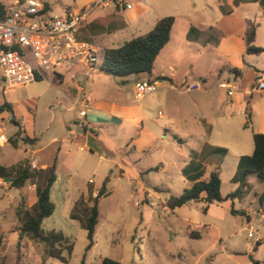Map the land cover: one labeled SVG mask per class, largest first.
I'll use <instances>...</instances> for the list:
<instances>
[{"label":"rangeland","instance_id":"obj_1","mask_svg":"<svg viewBox=\"0 0 264 264\" xmlns=\"http://www.w3.org/2000/svg\"><path fill=\"white\" fill-rule=\"evenodd\" d=\"M16 1L21 0H0V5L6 9ZM45 1L52 8L50 15L58 14L73 3V0ZM205 1L197 0L202 14L198 15L196 24L202 22L205 27L211 26L224 36L240 35L244 48L247 27L253 24V44L264 48V0H241L239 6L236 3L237 7L227 10L224 15L204 7ZM182 44L179 33L174 34L172 41L160 52V63L174 64L179 75L186 73L196 79H212L209 74L212 64L222 59V54L207 47H200L198 51L192 48L185 50ZM110 46L116 47L117 43ZM241 61V80L246 86L254 82L257 73L264 76V52L244 53ZM101 62L102 53L99 52L95 69ZM165 72L168 73L167 70ZM126 77L127 81L120 86L134 101L133 87L138 78L136 75ZM106 79L107 82L99 85V90L107 89L110 81L120 80L114 77ZM88 90L96 92L97 89ZM2 94L5 100L16 105L17 116L13 114V117L18 125L11 122L10 114L0 113V133L8 139V143L0 146V166L19 168L35 161V167L29 168L36 173L28 181L31 189L42 183L43 177L39 173L43 172H38L39 166L50 165L56 158L58 180L50 198L55 209L43 219L41 228L44 232H61L73 243V250L70 256L62 252L68 259L67 263H62L45 255L43 242L25 234L20 236L22 219L17 218V211L33 212L34 198L25 195L16 205L21 192L11 188L7 180L0 179V262L98 264L103 258H110L120 264H253L255 259L264 263V217H260L255 208L239 212L236 206L238 198L210 204L189 202L172 211L166 207L167 199L180 195L188 184L180 172L188 162V148L172 139L170 133H165V139L130 143L127 134L94 129L99 149L80 151L74 142L69 148L64 147V140L69 136H83L81 128H76L83 118L79 121L74 113L67 112L72 103L67 102L59 84L44 76L24 87L2 91ZM244 124V115L233 117L232 128L242 134L243 140L247 137L251 142V129L244 128ZM24 137L35 138L36 142H26ZM14 138L17 139L16 147L11 145ZM211 138L212 142H219L215 135ZM143 142L148 145L144 147ZM34 149L40 152L36 153ZM214 156L223 158L220 193L224 198L238 187L232 182L231 175L234 150L228 153L216 151ZM159 162L162 163L159 171H145ZM105 179V193L100 195L98 192ZM255 181L247 185L249 199L259 188L260 180L257 178ZM85 187L89 193L83 198ZM94 200H97L98 222L93 245L85 251L88 242L82 224ZM241 204L246 206V202ZM230 209L235 212L231 214ZM261 211L264 214V206ZM250 230L254 231L253 238L248 235Z\"/></svg>","mask_w":264,"mask_h":264},{"label":"crops","instance_id":"obj_2","mask_svg":"<svg viewBox=\"0 0 264 264\" xmlns=\"http://www.w3.org/2000/svg\"><path fill=\"white\" fill-rule=\"evenodd\" d=\"M44 2L50 12L52 8L45 0ZM236 3L239 6L241 0H207L204 7L224 15L227 10L232 11L237 7ZM126 5H130V8L127 9ZM66 13L85 14L79 38L92 43L97 48V54L99 52L103 54L107 48H116L134 37L147 34L159 19L170 16L174 18V22L169 42L172 41L174 34L179 33L183 40L181 45L183 49L192 48L198 51L200 47L212 48L222 54V59L215 60L212 64V71L209 72L212 79L198 77L197 80L185 75L186 73L179 75L177 66L164 65L159 61L160 52L166 48L168 42L156 57L151 76H137V81L147 79L156 82V91L137 100L133 87L134 101L127 97L123 86H120L127 81V77L119 78V81L112 79L107 89L99 90V85L110 77L100 72L99 67L95 69V66L87 68L81 64H74L59 69V73L47 75L51 81L59 84L67 102L72 103L67 112L74 113L79 121L83 118V121L76 125L77 129L81 128L83 136L80 138H76L77 134L69 136L64 140V147L69 148L74 142L80 151L98 150L94 129L127 134L130 143L143 139H165V133H170L172 139L185 145L189 151L188 162L180 170L181 175L188 181L187 188L196 180L206 181L215 168L218 167L220 170L223 158H215L216 151L228 153L234 150V167L231 175L232 177L235 175L239 159L252 154L253 142H248L247 137L243 140L242 134L232 128L233 117L244 115L245 123L248 124L246 128L251 129V139L253 132L264 134V90H252L255 80L264 76L257 73L250 86L243 84L241 58L246 51L240 35L224 36L211 26L205 27L202 22L196 24L198 15L202 14V8L199 7L197 0H73L72 6H66L58 14L51 15L64 16ZM190 29H193V32L189 34ZM113 43H117V46L111 47ZM234 70L238 71L239 75L233 72ZM227 79H235L236 82V90L231 96H227L226 90L218 86ZM91 88L97 89L96 92L88 90ZM82 95L89 97V102L84 108L81 105ZM143 100L145 103L142 104ZM6 101L11 104L13 114L17 116L16 105L9 100ZM80 111H85V115L81 116ZM183 134L186 136H181ZM212 135L218 137L219 142H212ZM33 139L35 143V138ZM2 145L4 144H0ZM142 145L145 147L148 144L143 142ZM34 151L40 152L39 149ZM55 162L56 158L50 165L45 164L38 169L44 170ZM161 167L162 163L159 162L145 171L155 172ZM29 180L17 189L21 192V197L16 205L25 195L33 197L36 203V190L42 186L43 178L40 185H35L31 189L28 185ZM57 180L56 176L50 188V198ZM255 180L257 177L254 174L246 177V184L236 205L239 212H248L255 208L262 213L264 199L260 202L259 196L264 193V181H260L258 190L252 193L250 199L246 194L247 185L256 182ZM7 184L10 185V182ZM92 191L95 192L94 189ZM88 193V187H85L81 197H88ZM242 201L246 202V206L241 204ZM255 261L264 264L260 260Z\"/></svg>","mask_w":264,"mask_h":264},{"label":"trees","instance_id":"obj_3","mask_svg":"<svg viewBox=\"0 0 264 264\" xmlns=\"http://www.w3.org/2000/svg\"><path fill=\"white\" fill-rule=\"evenodd\" d=\"M3 9V6L0 5V14L3 12ZM44 10H48L46 4L44 5ZM173 22V17L169 16L161 18L147 34L134 37L116 48L105 49L102 54L101 65L99 66L100 72L116 78H124L129 75L151 76L153 63L156 57L169 42ZM192 32L193 29H190L189 34ZM254 36L255 28L253 24H249L245 33V51L248 54H259L264 52V48L253 44ZM233 72L239 75L238 71L234 70ZM0 94V113L7 112L11 115V122L18 125L13 117L11 104L3 98L2 92H0ZM244 127H248V124L245 123ZM17 135L19 134L17 133ZM24 140L29 143H34L33 139L27 137H24ZM252 142V154L250 156H242L239 159L237 171L232 178V182L238 184L235 191L226 195L224 198L221 196L220 170L217 167L210 173L206 181L196 180L191 187L184 189L180 195L170 196L166 201V207L172 211L189 202H204L210 204L213 202L219 203L224 200L233 201V199L238 198L241 195L248 175L254 174L260 181H264V134L253 132ZM11 145L13 147L17 146L16 138L11 140ZM55 171L56 166L54 163L50 167L38 171L43 172L39 173L43 177V183L42 186L36 190V203L33 212L24 211L23 213H20V211H17V218L19 217L22 219L20 236L25 234L31 239L43 242L45 244V255L62 263H67L68 259L62 255V252L65 251L67 255L70 256L73 250V243L61 232L53 230L44 232L41 228L43 219L49 217L55 209V205L50 200L49 196L50 188L56 178ZM34 174V172L30 171L29 166L10 169L0 166V178L8 180L10 182V187L15 189L21 188L27 180L33 177ZM106 181L107 179L103 181L98 194L103 195L105 193L104 185ZM98 194L95 198H97ZM262 199H264V193L259 196L260 202ZM96 201L97 200H94L92 206L88 208V215L82 224L88 242L85 251H88L93 245L95 226L98 222ZM234 212L235 211L230 209L231 214ZM1 245L2 237L0 235V248ZM0 264L3 263L0 262ZM15 264H17V262ZM41 264H44V262ZM81 264H83V262ZM98 264L120 263L110 258H103ZM254 264H259V262L254 261Z\"/></svg>","mask_w":264,"mask_h":264},{"label":"built area","instance_id":"obj_4","mask_svg":"<svg viewBox=\"0 0 264 264\" xmlns=\"http://www.w3.org/2000/svg\"><path fill=\"white\" fill-rule=\"evenodd\" d=\"M45 4L43 0L16 1L0 14L1 92L59 73V69L68 65L95 66L97 48L79 38L85 14L52 16L48 10H44ZM126 8L129 9L130 5H126ZM156 85L154 81L140 79L134 85L135 99L140 100L154 93ZM218 86L226 90L227 96L236 90L235 79L224 80ZM252 90H264V78L258 77ZM88 102L89 97L82 95L83 108ZM79 113L85 115V111ZM5 143H8V139L0 133V144ZM35 165V161H31L29 168ZM258 215L264 217L259 211ZM253 234V230L248 231L251 238Z\"/></svg>","mask_w":264,"mask_h":264}]
</instances>
